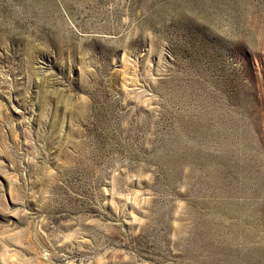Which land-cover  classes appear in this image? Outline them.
<instances>
[{"label": "rangeland", "instance_id": "374dc122", "mask_svg": "<svg viewBox=\"0 0 264 264\" xmlns=\"http://www.w3.org/2000/svg\"><path fill=\"white\" fill-rule=\"evenodd\" d=\"M0 264H264V0H0Z\"/></svg>", "mask_w": 264, "mask_h": 264}]
</instances>
